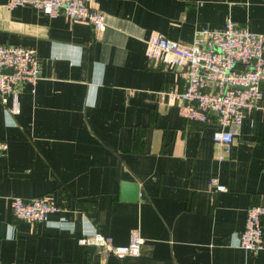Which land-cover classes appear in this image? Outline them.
<instances>
[{"label":"crops","instance_id":"obj_1","mask_svg":"<svg viewBox=\"0 0 264 264\" xmlns=\"http://www.w3.org/2000/svg\"><path fill=\"white\" fill-rule=\"evenodd\" d=\"M5 3L0 44L32 49L40 78L19 84L16 113L0 105V264H264V215L262 247L237 246L245 207L264 205V115L246 114L230 157L217 160L213 117H183L161 93L183 89L179 68L145 55L152 33L188 44L226 17L264 35V0H96L99 30ZM124 181L137 184L136 200L119 198ZM44 193L59 207L46 221L12 214L10 196ZM135 227V255L77 242L87 228L123 244Z\"/></svg>","mask_w":264,"mask_h":264},{"label":"built area","instance_id":"obj_2","mask_svg":"<svg viewBox=\"0 0 264 264\" xmlns=\"http://www.w3.org/2000/svg\"><path fill=\"white\" fill-rule=\"evenodd\" d=\"M24 5L50 17L61 14L72 21L84 22L94 30L104 25V15L97 8L96 0H6L5 3L8 9ZM263 52L264 35L251 31L230 17H226L220 29L195 30L188 44H180L156 32L145 40L148 60L179 68L184 80L182 90L161 93L176 100L179 113L189 121L206 123L213 117L216 129L211 140L217 150V160L230 157L234 134L246 114L258 109L264 115ZM3 68L9 72H2ZM39 78V63L32 49L0 44V105L5 113L14 114L18 110L19 84L26 82L33 87ZM237 86L246 89H238ZM6 149V142L0 140V154ZM208 183L213 191L226 190L225 185L214 177L209 178ZM8 203L16 218L28 222L46 221L49 213L59 209L47 193L28 198L12 195ZM262 215V203L245 207L237 246L252 252L262 247ZM77 242L94 245L105 254L122 257L137 254L142 237L138 228H131L128 241L115 244L100 231L86 228L77 237Z\"/></svg>","mask_w":264,"mask_h":264},{"label":"water","instance_id":"obj_3","mask_svg":"<svg viewBox=\"0 0 264 264\" xmlns=\"http://www.w3.org/2000/svg\"><path fill=\"white\" fill-rule=\"evenodd\" d=\"M264 56V52H263ZM2 72H9V69L3 68L1 70ZM238 89H246V87L243 86H237ZM119 198L122 200H136L138 198V186L134 182H121L120 183V193ZM96 250L94 245L89 246V252L92 253Z\"/></svg>","mask_w":264,"mask_h":264}]
</instances>
